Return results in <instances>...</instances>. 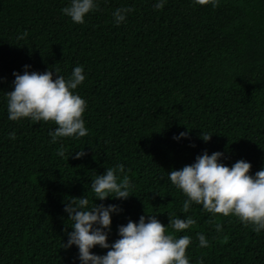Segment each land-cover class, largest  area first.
Masks as SVG:
<instances>
[{
	"label": "trees",
	"instance_id": "16d2710c",
	"mask_svg": "<svg viewBox=\"0 0 264 264\" xmlns=\"http://www.w3.org/2000/svg\"><path fill=\"white\" fill-rule=\"evenodd\" d=\"M67 3L0 0V264H79L77 246L62 247L71 231L64 204L83 195L94 202L91 179L118 163L132 195L95 201L121 209L112 214L110 243L119 225L142 214L165 225L168 216L190 215L196 223L189 229L166 227L192 238L190 264H264V230L194 202L183 213L186 197L167 178L204 150L223 152L229 166L249 161L251 174L264 167V0H219L216 7L166 0L159 10L155 0H99L83 24L61 12ZM122 6L132 11L117 25L112 12ZM24 65L52 70L53 78L54 69L67 77L83 66L76 91L87 102V135L52 143L53 122L8 119L6 91ZM181 131L187 137L174 139ZM201 131L213 133L207 142ZM61 143L63 157L56 154ZM198 232L206 247L198 246Z\"/></svg>",
	"mask_w": 264,
	"mask_h": 264
},
{
	"label": "clouds",
	"instance_id": "9594fccd",
	"mask_svg": "<svg viewBox=\"0 0 264 264\" xmlns=\"http://www.w3.org/2000/svg\"><path fill=\"white\" fill-rule=\"evenodd\" d=\"M166 0H155L153 8L162 9ZM198 5L211 4L216 7L219 0H193ZM99 0H68L61 12L73 23L83 24L85 17L98 9ZM130 7H117L112 12L113 22L117 25L126 20ZM22 73L13 72V88L6 91L8 119L13 121L28 118L32 122L51 121L56 127L49 129L51 142L58 138H79L87 135L83 113L87 108L86 100L76 91L86 78L82 65L73 67L65 77L59 71H28L30 65H24ZM211 134L201 131V138L207 142ZM9 137L15 139V132ZM188 133L181 131L174 135L179 140ZM65 146L61 143L56 150L60 157L65 155ZM83 149L76 151L74 158L84 155ZM221 151L211 154L204 150L194 162L179 169L168 171V180L182 191L186 199L181 211L187 213L194 202L202 210L213 216H235L245 226H251L256 233L264 230V167L250 173L251 163L244 159L235 161L231 166L222 162ZM125 165L118 163L106 167L102 174L91 179L90 187L94 202L86 195L73 196L64 204L67 219H70L71 231L67 232V242L62 247L73 245L78 248L79 264H190L186 254L192 242L189 235H175L166 230L170 226L175 233L189 229L196 221L192 216H168V224H163L155 214L139 216L138 221L129 219L118 226V238L111 243L108 235L111 230L112 214L121 209L116 204L95 203L108 197L126 199L132 195L133 187L129 177L124 174ZM123 174V175H121ZM146 213V212H145ZM217 232L222 231L220 223L215 224ZM198 246L209 243L205 234L196 233ZM107 249L105 254L91 251L94 246ZM198 264H203L199 261Z\"/></svg>",
	"mask_w": 264,
	"mask_h": 264
}]
</instances>
